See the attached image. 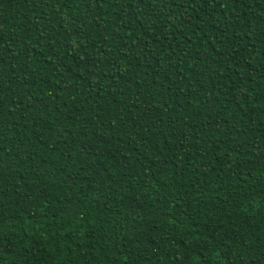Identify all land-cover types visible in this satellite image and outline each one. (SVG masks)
Returning a JSON list of instances; mask_svg holds the SVG:
<instances>
[{
  "label": "trees",
  "instance_id": "trees-1",
  "mask_svg": "<svg viewBox=\"0 0 264 264\" xmlns=\"http://www.w3.org/2000/svg\"><path fill=\"white\" fill-rule=\"evenodd\" d=\"M0 264H264V0H0Z\"/></svg>",
  "mask_w": 264,
  "mask_h": 264
}]
</instances>
